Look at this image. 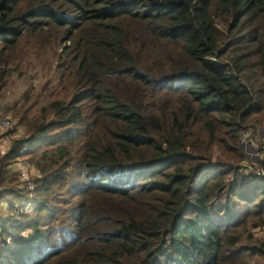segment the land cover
<instances>
[{"label": "trees", "instance_id": "trees-1", "mask_svg": "<svg viewBox=\"0 0 264 264\" xmlns=\"http://www.w3.org/2000/svg\"><path fill=\"white\" fill-rule=\"evenodd\" d=\"M7 117L24 138L2 195L17 159L39 178L34 216L0 217V264H264L240 233L264 226V180L238 174L264 122V0H0Z\"/></svg>", "mask_w": 264, "mask_h": 264}, {"label": "rangeland", "instance_id": "rangeland-1", "mask_svg": "<svg viewBox=\"0 0 264 264\" xmlns=\"http://www.w3.org/2000/svg\"><path fill=\"white\" fill-rule=\"evenodd\" d=\"M60 51V50H58ZM37 77L36 79L32 80V83L34 84L35 87L39 86L40 84L45 82V78L42 77L41 70H37ZM14 82H16V79H13ZM19 82H18V87H19ZM8 92V91H6ZM9 123L7 126H4V124ZM15 122L12 121L11 118H1L0 119V136H2L0 140V153L4 154L8 152L11 148L12 142L14 140H22L24 137V131L18 129V132L13 135L9 136L6 134L7 131H12L14 128ZM264 122L262 123V126L259 127L253 126L252 128L255 129H250V136H248L247 141L250 143L252 152H259L260 158L259 162L263 161V168H264V129L263 128ZM9 136V137H8ZM240 145V144H239ZM245 151H250L249 148H243ZM244 157V162L242 165L245 163L249 162V157L247 156L248 154H245V152L241 149ZM246 156H245V155ZM250 155V159L254 161L255 159L252 157V154ZM25 165L26 173L27 175L25 177H22L20 175V168ZM241 165V166H242ZM33 167V166H32ZM11 174L13 176V179L15 180L14 186L15 189H18L19 191L15 193V197H4L1 193L0 189V217L3 218L7 230L13 232V227H20L22 226L24 219L22 218L20 221H16L13 219L18 218L21 214H27L29 218H32L34 216V209L36 208L35 204V197H34V192L35 188L33 185V181L37 178H39V172L34 171L31 169L30 164L27 163L25 159H17L15 163L12 164L10 167ZM239 174V173H238ZM240 175V174H239ZM67 196L66 194H64ZM56 199V193H52L50 196H48V201H49V208H52L51 202L52 200ZM243 211V210H241ZM32 216V217H31ZM11 218V219H10ZM44 219H46L44 217ZM264 225V224H263ZM24 226V225H23ZM251 224H247L243 227L240 228V233L243 234L244 237L251 236L253 239L256 240H264V226L260 225L259 227L252 228ZM20 234V232H18ZM23 237H26L27 234H29V231L25 230L24 233H21ZM7 240V238H5ZM10 241H7V243ZM1 246V244H0Z\"/></svg>", "mask_w": 264, "mask_h": 264}, {"label": "built area", "instance_id": "built-area-1", "mask_svg": "<svg viewBox=\"0 0 264 264\" xmlns=\"http://www.w3.org/2000/svg\"><path fill=\"white\" fill-rule=\"evenodd\" d=\"M8 124L9 123L7 122L6 124H4V126H7ZM255 128H252V127L246 128V130H244L242 135H241L239 144H240L241 149L245 152V154H248L247 156L249 157V162L245 163L244 165L240 164V166L238 168V173L241 176H248V175L252 174L257 178L264 180L263 161L259 162L260 154H259V152H255V151L252 152L250 143L247 141V138H248V136H250V133H251L250 129H255ZM262 129H264V126H263V128H261V130ZM244 147L250 149L249 153H248V151H245L243 149ZM262 150H264V149H262ZM27 151H28V146L23 145L19 149V154H25ZM249 154H252V157L255 159L254 161H252L250 159ZM31 169L37 172V170L34 167H31ZM19 171H20V175L22 177H25L27 175L25 165H23Z\"/></svg>", "mask_w": 264, "mask_h": 264}]
</instances>
